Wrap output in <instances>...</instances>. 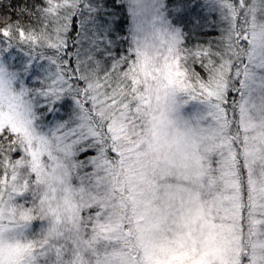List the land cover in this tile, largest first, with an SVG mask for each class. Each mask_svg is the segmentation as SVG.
Returning <instances> with one entry per match:
<instances>
[{
    "label": "snow or ice",
    "instance_id": "snow-or-ice-1",
    "mask_svg": "<svg viewBox=\"0 0 264 264\" xmlns=\"http://www.w3.org/2000/svg\"><path fill=\"white\" fill-rule=\"evenodd\" d=\"M0 264H264V0H0Z\"/></svg>",
    "mask_w": 264,
    "mask_h": 264
}]
</instances>
